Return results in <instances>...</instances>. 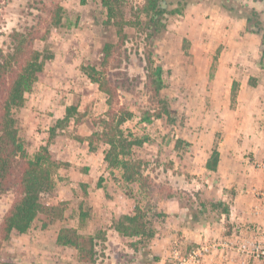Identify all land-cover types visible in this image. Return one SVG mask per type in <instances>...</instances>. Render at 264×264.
I'll use <instances>...</instances> for the list:
<instances>
[{
  "label": "rangeland",
  "instance_id": "obj_1",
  "mask_svg": "<svg viewBox=\"0 0 264 264\" xmlns=\"http://www.w3.org/2000/svg\"><path fill=\"white\" fill-rule=\"evenodd\" d=\"M121 1L124 18L145 20L137 12L143 0ZM170 1L168 8L180 11L162 18L166 27L153 37L141 23L121 37L120 26L105 22L100 0L1 1L0 48L9 44L13 30L40 18L44 32L60 6L57 25L36 41L53 57L15 114L28 157L49 151L54 188L41 201L62 212L59 218L40 214L24 233L1 241L0 257L12 264H90L78 259L74 247L56 241L60 228L72 227L95 238L91 264H181L206 246L203 264L205 255L222 245L213 236L194 241L192 232L223 217L238 183L247 193L264 192L256 185L259 175L264 177V167L257 165L264 161V59L260 34L254 32L257 19L264 26V0ZM106 44L113 45L107 61ZM149 53L163 68L157 97L147 85ZM91 76H105L119 87L111 105ZM239 80L247 82L241 108L255 121L234 115ZM164 103L169 112L157 118ZM69 106L74 109L64 118ZM214 141L224 157L220 171L205 167ZM234 148L240 151L235 163ZM108 151L140 165L136 170L142 175L126 181L120 165L105 161ZM14 195L0 192V220ZM135 206L145 228L155 232L150 239L115 229Z\"/></svg>",
  "mask_w": 264,
  "mask_h": 264
},
{
  "label": "trees",
  "instance_id": "obj_2",
  "mask_svg": "<svg viewBox=\"0 0 264 264\" xmlns=\"http://www.w3.org/2000/svg\"><path fill=\"white\" fill-rule=\"evenodd\" d=\"M121 2V0H100L104 8L105 22L108 25L120 26L121 37L126 35L125 29L140 23L150 29L148 36L153 37L166 27V22L162 21V18L180 11V8H168L171 3L170 0H143L137 12L144 14L145 20L141 22L137 19L136 22L132 23L130 19L124 18ZM45 9L47 10L46 7ZM59 10L60 6L56 5L51 21L46 22L45 31L57 25ZM254 13L256 14V12ZM53 19L55 20L53 21ZM40 20L42 21V18ZM41 21L25 27L21 31L13 30L8 35L9 44L0 48V192L13 191L15 194L8 210L0 220V243L3 240H8L13 233H24L40 214L59 218L62 212L56 206H46L41 201L43 193L54 188L53 165L48 162L49 151L44 148L43 152L38 153L34 158L28 157L24 141L20 135L19 120L15 114V111L24 105L25 93L29 92L34 83L43 75L46 63L53 57V52L48 48L39 49L36 46V41L43 40L44 33H46L41 30L44 27ZM256 25L257 30L254 32L260 34L263 60L264 26L260 24L258 19ZM112 46V44H106L104 47L105 61L111 54L110 48ZM147 59V85L153 96L157 97L164 87L163 68L159 64L154 65L150 53ZM261 68L264 73V64ZM91 79L98 83L100 89L107 94V102L111 105L119 87L116 84L112 85L105 76L98 78L91 76ZM71 109H74V106L66 108L64 118ZM167 112L169 110L164 103L162 110L157 112L156 117L159 118ZM124 119L126 116L121 118V120ZM107 142L110 146L114 145L113 140H107ZM141 143L142 141L135 140L133 144L140 145ZM104 159L110 166L120 165L123 169L122 176L126 181L134 180L137 175H142L139 170H136V167H140V165L135 166L134 162L127 159L113 158L109 151L105 153ZM218 161L219 151L217 142L214 141L205 167L215 171ZM219 203L221 204V202ZM228 212V206H224L221 210L222 214H228ZM143 217L141 209L135 206L134 214H124L115 229L124 235L139 236L145 240L150 239L155 232L145 228ZM56 241L60 245L74 247L80 261L90 264L94 262L96 244L93 236L81 235L72 227H62L57 233ZM0 264H12V262L0 257Z\"/></svg>",
  "mask_w": 264,
  "mask_h": 264
},
{
  "label": "crops",
  "instance_id": "obj_3",
  "mask_svg": "<svg viewBox=\"0 0 264 264\" xmlns=\"http://www.w3.org/2000/svg\"><path fill=\"white\" fill-rule=\"evenodd\" d=\"M235 79V78H234ZM237 89L239 103L234 109V115L239 116V120H252L255 121L256 116L253 113L243 111L241 106H244V102L241 100L243 92L246 90L247 82L239 80ZM253 87L249 86L251 90ZM253 101V99H252ZM245 110V109H244ZM242 129H240L241 131ZM259 131V129L253 128V131ZM252 134H255L252 132ZM219 151V161L217 165V171L221 170V164L223 162V153ZM240 151L238 148H234V163L238 160ZM227 163L230 166L232 158L227 155ZM235 174V168H234ZM257 187L264 190V177L259 175ZM248 180L244 172L243 180ZM248 183H251L249 180ZM242 184L236 185L234 195L230 197L229 212L223 214V217L218 221L207 224L203 228H197L190 235L194 241H201L211 239V237H218L222 246L213 250L211 254L205 255L203 258V264H264V258L262 260L256 259L254 256L249 257L241 253L239 246L244 242L261 241L264 245V235L256 230L257 226L264 225V192L261 194H251L242 190ZM241 185V186H240ZM226 221V223H224ZM225 227H228V231L225 232ZM234 241V244H229ZM262 258V257H257Z\"/></svg>",
  "mask_w": 264,
  "mask_h": 264
},
{
  "label": "built area",
  "instance_id": "obj_4",
  "mask_svg": "<svg viewBox=\"0 0 264 264\" xmlns=\"http://www.w3.org/2000/svg\"><path fill=\"white\" fill-rule=\"evenodd\" d=\"M257 165L264 167V161L259 162ZM256 230L261 232L264 235V225L257 226ZM241 250L254 255L255 257H262L264 258V245L261 241H252V242H244L240 245ZM207 247H199L183 258L181 260V264H200V256L202 255V251L205 250ZM175 257H177V251H175Z\"/></svg>",
  "mask_w": 264,
  "mask_h": 264
}]
</instances>
